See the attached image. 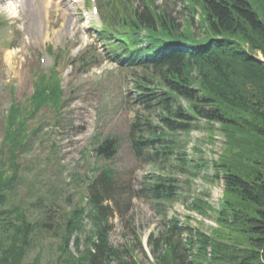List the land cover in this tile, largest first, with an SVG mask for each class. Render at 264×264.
I'll list each match as a JSON object with an SVG mask.
<instances>
[{
  "label": "trees",
  "instance_id": "16d2710c",
  "mask_svg": "<svg viewBox=\"0 0 264 264\" xmlns=\"http://www.w3.org/2000/svg\"><path fill=\"white\" fill-rule=\"evenodd\" d=\"M107 1L103 29L115 23L125 37L123 43L112 44L108 58L143 74L134 82V103L145 116L135 114L127 137L134 160L150 168L134 197L149 200L164 225L162 235L147 239L153 264H264V4L257 13L246 0H200L198 27L204 35L186 46L185 32L178 33L180 25L170 16L155 14L145 4L137 11L129 0ZM61 96L52 71L38 78L29 109L14 101L9 107L4 130L8 165L0 162V264H41L40 255L25 261L33 233L47 224L28 222L25 210L12 205L14 163L29 138V120L46 106L58 111ZM213 123L225 139L217 161L206 160L204 143L198 139L186 153L192 131L203 130L207 144L214 143ZM116 151V141L106 138L97 144L95 160L110 161ZM209 171L207 182L223 183L218 208L209 204L206 191L191 193L186 206L201 218L213 219L216 227L206 234L190 227L189 215L180 220L170 211L192 191L201 173ZM92 173L96 176L83 199L88 211L76 208L68 213L51 264L122 262L125 251L110 245L108 221V202L120 196L118 172L106 166ZM85 218L92 231L81 247L76 235L83 231ZM71 242L75 253L68 249Z\"/></svg>",
  "mask_w": 264,
  "mask_h": 264
},
{
  "label": "rangeland",
  "instance_id": "374dc122",
  "mask_svg": "<svg viewBox=\"0 0 264 264\" xmlns=\"http://www.w3.org/2000/svg\"><path fill=\"white\" fill-rule=\"evenodd\" d=\"M187 1L192 7L193 3ZM246 1L257 13L264 4V0ZM132 2L142 9L139 0ZM154 6L181 25L190 15L185 0H154ZM196 17L197 13L191 28L199 36L202 32ZM97 26L98 22L85 9H72L63 0H0V161L7 158L2 141L4 120L11 104L10 88L16 102L24 105L37 77L48 75L52 68L58 74L64 101L57 113L45 107L38 113L37 121L30 120V125L39 130L18 153L17 186L11 202L25 210L28 222L47 224L33 233L25 263L35 255H40L41 264L54 263L62 234L60 227L68 213L76 208L88 211L83 199L87 195L86 184L95 176L89 172L95 163L94 149L107 137L116 139L117 151L110 161L99 159L98 167L111 166L118 172L120 195L108 202L109 243L125 251L122 262L114 264H153L147 239L164 232L162 219L151 202L134 197V191L150 171L133 159L127 138L134 115H145L133 104L135 78L128 70H120L101 59L104 48L95 41L92 31ZM185 41L196 42L190 33ZM215 136L211 151L219 154L222 138L218 133ZM194 138L205 146L203 131L191 133L190 140ZM191 145L189 142L187 152ZM204 177H212V172L201 173L193 182L192 191L185 192L183 200L172 205L170 213L174 212L180 220L189 215L191 228L209 233L206 221L212 219H200L186 208L191 193L202 191L209 193V204L217 208L222 180L211 184ZM82 225L83 231L76 235L81 247L92 231L88 218L83 219ZM68 249L75 253L73 243Z\"/></svg>",
  "mask_w": 264,
  "mask_h": 264
},
{
  "label": "bare ground",
  "instance_id": "6f19581e",
  "mask_svg": "<svg viewBox=\"0 0 264 264\" xmlns=\"http://www.w3.org/2000/svg\"><path fill=\"white\" fill-rule=\"evenodd\" d=\"M24 1H26V0H24ZM64 1V0H63ZM36 3H37V1H35ZM36 6V5H35Z\"/></svg>",
  "mask_w": 264,
  "mask_h": 264
}]
</instances>
